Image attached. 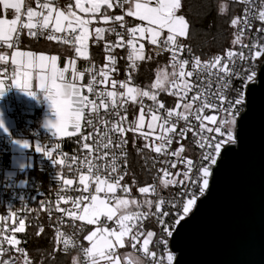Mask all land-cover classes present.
<instances>
[{"label":"snow or ice","instance_id":"6c2138e0","mask_svg":"<svg viewBox=\"0 0 264 264\" xmlns=\"http://www.w3.org/2000/svg\"><path fill=\"white\" fill-rule=\"evenodd\" d=\"M90 7H84L82 0H75V7L81 12L91 13L93 17L100 14L103 22H120L119 27L124 28V15L110 16L107 14V9L114 7L113 0H89ZM25 0H0V7L7 12L14 10L15 18L7 19L0 18V48L6 47L13 49L20 43L21 32L25 29L32 37L37 35V31L43 34L48 31L49 41H62L65 44L74 43L78 45L75 52L78 56L85 57L87 53L86 42L89 39V25L93 23L92 19H85L76 15L69 7L68 10H61L56 6V0H37V9L31 6L26 8V21L21 20L22 7ZM129 5L126 15L135 17L137 20L144 22L135 27L127 28L129 39L127 45L131 47V52L128 55L129 61L145 60V56L137 54V42L139 40H147L151 45L161 46L171 53V69L169 73L167 69L163 70V77L158 74L156 82L151 84V90H144L138 87L130 86L131 76L128 81H111L112 90L97 91V85L104 84L107 86L109 80V71H116V59L113 55L107 56V61L103 68L96 71L94 68L89 70V80L87 84H81L85 78L84 72L76 70V61L71 60L69 64L63 68L57 66V55H46L43 53L37 54L33 51L15 50L11 52V56L0 52V77L8 76V69L3 67L12 65L11 75L8 77L11 81L10 85L5 84V80L0 78V98L3 97L6 90L15 86L23 90L27 95L35 97L36 91H33V81L38 82L39 90L43 91L45 99L50 103V106L56 116L55 121H49L47 127L53 130V135L56 136H71L76 135L81 131L82 122L93 128L94 132L83 137L85 141L82 145L83 149L92 151V145L87 141L93 137L96 130L94 121L102 119L99 115L103 109L106 114L116 117L112 127L107 129L101 141L96 142V150L108 149L110 146L120 148L127 144V140L123 139V134L126 132L140 131L143 139L149 141V133L142 130L145 127V116H150L151 122L147 124V128L155 132L154 124L158 123L160 135L155 137L160 141V144L154 147L155 153L171 155L172 157H180V154L185 151L183 145L171 153L167 152V148L173 143V137L170 134H175L180 139H187V133L192 132L194 136H199L201 149H206L201 156L200 165L197 167L192 159H187V170L183 173L176 172L174 179H163L162 183L165 187L176 184L184 185L185 180H189L192 184L198 185L199 194L202 196L209 186V177L211 176V166L217 162V157L220 156L222 148L226 144L234 143V128L236 124V106L244 102L243 93L233 89L231 80L238 77V69L236 65V57H239L241 62L245 60L243 52L228 50L224 56H216L212 61L202 62L200 57L193 56L191 70H187L190 64L188 58L184 56L185 46L179 43V38H186L188 33V22L184 15H178V10L181 8V0H118L115 6L124 8ZM106 6V7H105ZM104 8V12L101 9ZM255 11L251 8H246L243 16H238L231 20V25L237 28V34L233 41L234 45L239 44L241 48L248 47L241 43L243 33L251 30L249 12ZM255 18V17H253ZM258 19L264 21V10L258 11ZM95 37L97 40L104 39L105 32L116 34L120 40L115 47H121L123 35L117 31L116 27L95 28ZM264 31V29L258 30ZM57 33L62 34L60 36ZM165 33H167L165 35ZM113 46L106 44V50H110ZM83 49V50H82ZM144 44H139V50L142 52ZM264 48H258L254 52L249 48L251 58L260 57ZM189 55L191 50L188 49ZM149 59L151 57H148ZM71 67V78L66 74ZM107 69V70H106ZM196 76V82H191L193 76ZM101 79H97V77ZM208 79H204V77ZM256 76L253 71L247 75L246 79L252 81ZM215 77V87L213 89V80ZM200 84H206L207 87L200 89L195 94L189 96L193 89H199ZM117 85L125 91L118 92ZM167 85H171L173 91L170 93L180 97L183 103L176 104V111L168 110L166 115L159 114L160 110L165 108L164 103L158 102L157 91H168ZM87 89L89 94H95V99H90L89 95L84 94V89ZM236 91L235 98H231L228 93ZM209 96L212 99H209ZM148 98L150 101L157 104L153 108L144 103L143 98ZM131 101L133 104H139V117L137 120L128 123L127 127L123 124L127 122V116H121L119 109ZM200 101V106L193 108L196 102ZM183 109L179 111V109ZM205 109L211 110L212 114H203ZM147 110V113H146ZM218 113H223V116L218 117ZM194 116L199 122V131L191 127H181L177 131V124L180 120L189 121V117ZM175 118V119H173ZM207 122V123H206ZM107 125L109 121L104 120ZM211 125V126H209ZM0 127H3V122L0 121ZM72 131H69V129ZM110 132L117 133L121 139L113 144V140L109 136ZM207 133L208 135H205ZM220 137H223L222 139ZM107 142H102L103 140ZM179 143V139L177 140ZM23 147H29L27 142H24ZM145 148L151 147V144L146 142ZM60 148V144H54L50 149H45L41 145L35 146V151L43 152L46 157L52 160L54 164H63V159H52L54 152ZM140 151V149H137ZM109 153L104 152V157H108ZM126 155V153H125ZM75 159V158H73ZM87 159V157L85 158ZM185 163L184 160L180 161ZM127 162L125 161V164ZM162 163H169L165 160ZM171 167H177L176 162L171 163ZM194 168L199 174V179L191 180V173ZM163 177H171L173 173L166 169H161ZM88 174L81 172L79 175V185L83 186V191L89 193L80 199L72 201L74 210L67 211V215L74 220L82 221L86 225H96L95 230L89 231L83 237L89 243V247L83 248V253L89 258L86 264H100L104 261L105 264H121L120 258L116 254V249H123L126 242H131L133 249L141 243V237L145 234L137 228L138 223L142 218H146L150 213L157 217L159 223L163 225L162 231L167 237L173 235V230L176 225H179L193 210L197 203V195L190 190H185L180 194V199L170 202L171 208L175 209L174 219L171 226L166 223L164 217H170L172 214L168 211H162L164 201H153L145 199L143 205H146L148 212L128 211L130 205H135L137 208L142 207L141 202L135 199L124 198L117 195L118 191L125 195L130 194L131 189L126 184H121L124 180V175L118 172L116 164V156L112 154L111 165L103 168L98 165L88 163ZM105 173H107L105 175ZM183 175L184 179L179 177ZM73 179H63V184L67 186L73 185ZM94 186V187H93ZM90 188L92 191L90 192ZM140 194H155L154 186H144L138 189ZM63 199V197H61ZM70 199V198H69ZM68 203V200H64ZM155 204V212H152ZM64 211L63 209H60ZM103 218V219H102ZM109 223L115 226H109ZM134 229H136L134 231ZM84 229L81 228V231ZM14 233L25 232V220L19 219L18 227L13 228ZM43 232V228L39 230ZM155 233L147 231L146 238L142 241L141 251L145 255H150L152 260H156V252H150V244L153 241ZM127 238V239H126ZM3 241L10 246L20 244V241L15 238V235H5ZM69 241L65 240L67 245ZM167 245V239L161 238L158 245ZM0 251L4 249L0 248ZM17 251H23L17 249ZM174 255L170 252L164 259L159 261V264H174ZM0 264H14V261L0 260ZM27 264V262H26Z\"/></svg>","mask_w":264,"mask_h":264},{"label":"built area","instance_id":"2783aa9c","mask_svg":"<svg viewBox=\"0 0 264 264\" xmlns=\"http://www.w3.org/2000/svg\"><path fill=\"white\" fill-rule=\"evenodd\" d=\"M217 1L238 6V11L233 19L237 18L238 16H243L246 8L255 10L250 11L248 14L251 23V30L243 33L241 41L243 45H247L248 47L241 48L239 44H233L238 29L234 28L230 21L233 39L229 47L223 52H212L207 57L200 58L202 62L212 61L216 56L226 55L228 50L243 52L245 56V60L243 62H241L239 57H236L238 77L231 80L232 88L242 92L244 96V102L241 105L236 106L235 109L237 121L239 115L245 110L247 87L249 84L255 83L257 81V75L264 61V51H262V55L260 57L251 58L249 55V48L252 49V52L258 48H264V31H258L264 29V21H260L258 19V11L264 10V0ZM26 2H30L34 8L37 9V0H25V3ZM117 2L118 0H113L114 7L111 10L107 9V14L110 16L124 15L125 20L123 23L125 27L120 28V22H108L106 25L107 28L116 27L117 31L123 35L124 39L121 42L123 46L115 47L120 38L114 33L107 32L108 39L101 42L104 53L102 62H93L91 69L94 68L96 71H99L101 68H103L105 63H110L106 59L107 56L113 55L116 59V71H109V80L107 82V86L104 84H99L96 86L97 91L105 90V87L106 90H112L111 81L113 79L117 81H128V77L131 76L132 79V74L136 72L137 69L134 65V62L137 60H128V55L131 52V47L127 45V39L130 38L127 33V28L131 27L129 17L126 15L128 5H125L124 8H120L115 6ZM60 3L64 8H75V4L72 0H61ZM26 8V5L22 7V21H26ZM104 10V8L101 9L102 12H104ZM48 34H50L48 31H44L43 34H41L40 31H37V35L32 37L28 34V30L25 29L21 32L20 43L24 36L30 39L49 41L47 39ZM56 35L60 36L62 34L57 33ZM49 42L65 44L62 41ZM140 43L144 44L142 54L146 58L150 56L164 57L170 72L172 71L170 66L171 53L167 49H164L161 46L151 45L147 40H139L137 42V53L141 52L139 50ZM106 44H110L113 47L110 50H106ZM17 47H14L13 49L2 47L0 48V52L8 54L10 58L11 52ZM193 56L197 55L193 54L192 52L191 55H189L188 48L185 46L184 56L182 58H188L190 60L187 70H191ZM3 67L8 69V76H3L0 78L5 80L6 85H10L11 81L8 77L11 75L12 65L9 62L8 65ZM253 71L256 73V76L252 81H248L246 77ZM89 78V75H87L86 80L81 82V84L86 85ZM97 79L99 80L101 78L98 76ZM204 79L208 78L205 76ZM211 79L213 80L212 90H214L216 83L215 77H212ZM191 82H196L195 75L193 76L190 83ZM206 87V84H200L199 89H193V92L189 93V96ZM116 90L118 92L125 91L124 89H120L119 85H117ZM172 91L173 89L171 88V85H169L168 94L172 98L178 99V103H183L179 96L170 94ZM84 94L89 95L90 99H95V94H89L86 88L84 89ZM228 95L231 98H235L237 92L231 91L228 93ZM4 99L8 103V117L11 124L5 133H0V248L4 249V251H0V260L14 261V264H17L26 252V246L28 245L31 231L34 230L39 232V230L43 228V231L49 232L54 250L61 254L72 255L75 258L77 264H86V262L89 261V258L83 253L82 249L88 247V242L84 240L83 237L87 235L89 231L95 229L96 225H86L82 221L74 220L72 217L67 215V211L74 210L72 208V201L80 199L85 195H89V193L83 191V186L79 185V175L81 172L86 175L88 174V163L91 162L93 165H98L102 168L106 165L110 167L112 154H115L116 156L118 172L120 174L126 173L124 175V180L121 181V184H126L129 186V188L133 186L134 191L133 193L131 191L128 195L118 191L117 195L125 197L133 195L137 201L141 202L142 204V207L140 208H137L135 205L130 207L128 211L131 213H135L137 211L148 212L147 206L143 205V201L145 199H151L154 202L162 199L165 202L162 206V211H168L172 214V216L164 217L163 219L171 226L174 219L175 209L171 208L170 202L179 200L181 198L180 194L186 189L190 190L192 193H195L198 199L201 197L198 191V185L192 184L189 180H185L184 185L176 184L175 186L169 185L167 187H165L162 183L163 179H174L176 172L179 171L183 173L186 171L187 159H192L197 167L200 165L202 153L206 149H201L199 147L200 138L199 136H194L192 132L187 133V139H180L174 133L170 134L173 137V143L167 148V152L171 153L183 145L185 151L180 154V157H172L171 155H165L163 153H155L154 147L160 144V141L155 139L157 135H160L158 128L159 122H157L156 126V135L149 136V141H145L142 135L130 136L126 132L123 134L122 138L127 140V144L120 148L110 146L108 149H103L101 147L100 150L97 151L96 142L102 140L106 130L110 129L112 127V123H114L117 119L114 116L106 114L105 111L101 109L99 115L102 119L94 121L96 124L95 134L87 141L90 145H92V151L89 152V150L83 149L82 147L83 143L85 142L83 137L89 133H93V128L82 122L81 131L76 135L55 137L53 135V130L36 128L35 120L30 115V111L32 110V106L34 104L32 97H18L15 86H11L6 90ZM209 99L211 100L212 97L209 96ZM171 101V99H163L162 103H164L165 108L160 110V115H166L168 110H177L176 106L172 105ZM144 103L153 108L157 107L156 103L147 99H144ZM199 106L200 101H197L192 111L194 112L195 107ZM133 110H139V104H133L131 101L125 104L123 108L119 109L121 116L128 117L127 122L123 124L124 127L128 126L129 120H134L135 115L133 114ZM182 110V108L179 109V111ZM203 114H212V112L209 109H205ZM223 115V113H218V117ZM146 116L149 115L146 114ZM104 120L109 121V123L105 125L103 123ZM181 127H191L196 131H199V122L195 120L194 116H190L188 122L183 120L179 121L177 124V131H179ZM205 135L208 134L205 133ZM109 136L113 140V144L119 142L121 139V137L115 132H110ZM220 138L222 139L223 137ZM178 139L179 143H177ZM135 140L137 142H135ZM24 142H27L29 147H23ZM102 142L106 143L107 140L105 139ZM146 142L150 143L151 147L145 148L144 144ZM57 143L60 144V148L54 152L52 159H63V164H54L51 159L44 155L43 152L35 151V146L38 144L45 149H50L54 144ZM137 149H140V151H137ZM104 152L109 153L108 157H104ZM132 152L138 155L144 176L141 178H134L131 176V182L130 184H127L124 183V181L132 174L130 165ZM86 157L87 159H85ZM219 157H217V160ZM30 158H32L33 161L32 166L29 165ZM165 160L169 161V163H162V161ZM181 160H184L185 163H181ZM125 161L127 162L126 164ZM172 162L177 163V167L175 169L171 167ZM213 167L214 165L211 166V169ZM162 168L173 173V176L167 178L163 177V173L161 171ZM106 174L107 173H105V175ZM190 175L191 180L199 179V174L195 168ZM63 179H73L74 183L71 186L64 185ZM179 179L183 180V175H181ZM144 186H154L156 190L155 194H140L138 189L139 187ZM89 191L91 192L92 188H90ZM61 197H63V199H61ZM65 199L68 200V203L64 202ZM60 209H63L64 211H61ZM151 211L155 212V204L153 205ZM21 218L25 220V232L14 233L13 228L18 227V221ZM109 226L115 225L109 223ZM176 227L177 225L175 226V229ZM81 228L84 230L81 231ZM137 228L143 231L145 234L143 237H141V243L137 245L136 249H133L131 247V242H126L125 247L123 249H119V251L128 248L132 250L134 254L139 256L142 261L137 263L133 260L125 258L124 264H159L161 259H164L166 262V255L169 252L174 255L169 247L171 237H167L166 234L163 233V225L159 223L156 216L150 213L146 218H142L138 223ZM135 230L136 229H134V231ZM147 231H153L155 233L153 241L150 244V252H156L155 261L152 260L150 255H145L141 251L142 241L144 238H146ZM5 235H15V238L20 241V244L16 246L8 245L6 241H3V237ZM162 237L167 239V245H158V241ZM65 240L69 241L67 245L64 244ZM17 249H22L23 251H17Z\"/></svg>","mask_w":264,"mask_h":264},{"label":"water","instance_id":"95a60500","mask_svg":"<svg viewBox=\"0 0 264 264\" xmlns=\"http://www.w3.org/2000/svg\"><path fill=\"white\" fill-rule=\"evenodd\" d=\"M234 136L171 236L174 264H264V61Z\"/></svg>","mask_w":264,"mask_h":264},{"label":"trees","instance_id":"16d2710c","mask_svg":"<svg viewBox=\"0 0 264 264\" xmlns=\"http://www.w3.org/2000/svg\"><path fill=\"white\" fill-rule=\"evenodd\" d=\"M217 0H181L179 14L184 15L188 22V33L184 45L200 58H205L212 52L225 51L232 42L233 33L230 21L235 17L238 6L227 4L222 10ZM104 39L91 38L89 43V58L93 62H102ZM60 45V44H59ZM139 64L136 80L147 86L154 78L157 68L165 64L164 57L150 56ZM32 117L36 114L30 113ZM131 171L134 176H144L138 155L131 153ZM31 231V236L26 246V252L17 264H77L72 255H65L53 249L49 232L43 231L37 234Z\"/></svg>","mask_w":264,"mask_h":264},{"label":"rangeland","instance_id":"374dc122","mask_svg":"<svg viewBox=\"0 0 264 264\" xmlns=\"http://www.w3.org/2000/svg\"><path fill=\"white\" fill-rule=\"evenodd\" d=\"M73 2H74V4H75V0H72ZM82 4H83V6L84 7H90V3H89V0H82ZM219 6H220V8L222 9V10H224L226 7H227V4H225V3H223V2H220L219 3ZM128 7H129V5L127 6V9H128ZM111 10V9H110ZM72 11H74L75 13H76V15H78V16H81V17H83V18H85V19H92L93 20V23L92 24H90L89 25V32H90V36H89V39H88V41L86 42V48H87V53H86V56L85 57H81V56H78L77 54H76V52H75V48L78 46V45H76V44H74V52H75V54H73L72 55V57H67L66 58V61H65V63L63 64V67H65L66 65H68L69 64V61H71V60H75L76 61V63H77V61H79V60H85V59H88L89 58V43H90V40H91V38H96L95 37V28L96 27H104L105 28V22H103V20H102V17L99 15V14H97V16L96 17H93L92 16V14L91 13H84V12H81L78 8H76L75 7V10H72ZM178 12H179V10H178ZM178 15H180L179 13H177ZM132 19H133V23H134V25H133V27H135L136 25H138V24H141V23H144V22H141V21H139V20H137L135 17H132ZM167 33H165V35H166ZM185 39L186 38H179V43H181V44H183L184 45V42H185ZM83 50V49H82ZM37 54H40V53H38L37 52ZM44 54V53H43ZM46 55H53V54H48V53H45ZM137 54H142V52H138ZM143 55V54H142ZM142 61H140V60H137L136 62H134V65H135V67L137 68L136 69V72H134L133 74H132V79H131V82H130V86H134V87H138V88H141V89H144V90H149V91H152L151 90V84H153V83H155L156 82V78H157V75L159 74L160 76H161V78L163 77V70H165V69H167V71L170 73V69H169V67H168V65H167V62L165 61V64L164 65H162V66H160L159 68H157L156 69V71H155V75H154V78H153V80L147 85V86H142L137 80H136V76H137V71H138V68H139V64L141 63ZM57 66L60 68V66H59V63H58V60H57ZM76 66V65H75ZM62 67V68H63ZM66 76L70 79L71 78V67H69V72L66 74ZM33 87L36 89V90H38L41 94H44L43 93V91H41V90H39V88H38V82L37 81H33ZM168 89H169V85H167L166 86ZM20 90V92H18V97H25V96H27V94L26 93H22V91L23 90H21V89H19ZM157 91V93H158V95H157V100L158 101H160L161 103H162V101H163V99H171L172 101H171V103H172V105H174V106H176V104L179 102V100L178 99H174V98H172L169 94H168V91H160V90H156ZM163 98V99H162ZM143 99H147V100H149L148 98H143ZM35 105H39L38 104V101L37 102H35ZM30 113L32 114V111H30ZM133 114L135 115V117H134V120H137L138 119V117H139V110H133ZM133 119L132 120H129V122H132V121H134ZM128 122V123H129ZM149 122H151V120H150V116H145V127H144V129L142 130L143 132H145V133H149L150 135L149 136H151V135H156V126H157V122L154 124V127H155V132H152L151 130H149L148 128H147V124L149 123ZM45 114H41V116L39 117V116H37V118H36V121H35V125H36V127L37 128H45ZM128 133V135H132V136H140L141 135V132L140 131H136V132H127ZM135 142H137L136 140H135ZM29 165L30 166H32L33 165V161H32V158H30L29 159ZM136 177V176H134V174L132 173L130 176H128L127 178H126V180L124 181V183H127V184H130V177ZM130 189H132L131 191H132V193L134 192L133 191V186L130 188ZM122 197H124V198H128V199H135V200H137L133 195H131V196H129V197H125V196H122ZM132 206H134V205H130L129 206V208L130 207H132ZM92 230H95V229H92ZM91 230V231H92ZM90 245H89V243H88V247H89ZM116 254H117V256L120 258V260H121V264H124V260H125V258H128V259H130V260H133V261H135V262H137V263H140L141 261H142V259L139 257V256H137L136 254H134V252L132 251V250H130V249H128V248H125L124 250H121V251H119V248L118 249H116ZM100 264H105V262L104 261H100Z\"/></svg>","mask_w":264,"mask_h":264},{"label":"crops","instance_id":"0c3cea01","mask_svg":"<svg viewBox=\"0 0 264 264\" xmlns=\"http://www.w3.org/2000/svg\"><path fill=\"white\" fill-rule=\"evenodd\" d=\"M60 1L61 0L56 1V6L58 8H60L61 10H68L69 8H64L61 5ZM24 5H26V7L31 6L34 8V6L30 2H26ZM34 9H36V8H34ZM71 10H75V8H72ZM0 18H7L9 20L14 19L15 18L14 10H8L7 12H5L2 9V7H0ZM129 20H130L131 27H133L134 23H133L132 17H129ZM105 28L107 29L106 24H105ZM15 50L33 51L35 53L38 52V53H44V54L48 53V54L57 55L60 68L63 67V64L65 63L67 57H72V55L75 54L74 43L60 44L59 45L57 43H53V42H49V41H45V40L30 39V38L25 37V36L22 38L20 45ZM92 63H93V61H91L90 58L77 61L76 70L78 72L82 71L85 73V78L83 81L86 80L87 75L89 73V70L92 67ZM83 81H80L79 83H81ZM15 89H16V93L18 95V92H20V90L16 87H15ZM32 90L36 91V96L35 97L29 96V95H27V96L32 97L34 100V104L32 106L31 111L34 112L36 115L33 117V119L36 121L37 116L40 117L41 114H45V124H44L45 129L52 130L46 126L49 121L54 122L56 119V116H55V114H54V112L50 106V103L45 99L44 94H41L34 87ZM23 92L24 91H22V93ZM4 96H5V94L3 95L2 98H0V121L3 122V127H0V133H5L11 124L9 117H8V114H9L8 103L4 99ZM37 101L39 104L38 106L35 105V102H37ZM69 131H72V129L70 128Z\"/></svg>","mask_w":264,"mask_h":264}]
</instances>
